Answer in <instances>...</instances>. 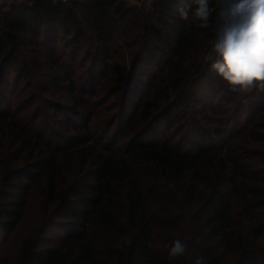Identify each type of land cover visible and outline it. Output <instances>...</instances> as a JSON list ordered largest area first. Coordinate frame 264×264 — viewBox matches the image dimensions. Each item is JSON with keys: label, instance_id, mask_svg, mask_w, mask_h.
Instances as JSON below:
<instances>
[{"label": "trees", "instance_id": "obj_1", "mask_svg": "<svg viewBox=\"0 0 264 264\" xmlns=\"http://www.w3.org/2000/svg\"><path fill=\"white\" fill-rule=\"evenodd\" d=\"M209 6L214 11L206 28L192 19L194 0H155L147 16L118 0H26L23 7L13 4L0 16L1 79L9 70L21 72V37L32 36L35 44L41 41L54 47L73 31L80 39L82 12L103 45L108 32L122 25L140 28L147 41L137 60V81L127 89V125L130 130L141 127L136 148H101L88 137L72 150H55L42 140L33 141L25 128L19 130L18 142L45 161L41 176L48 200L58 201V220L42 229V235L52 228L61 235L49 240L47 247L41 236L33 253L24 248L28 242L11 244L10 235L23 220L35 182L30 178L28 184L21 179L9 182L10 194H0V264H195L197 258H202V264H223L221 250L237 256L232 264H264L257 246L264 234V175L256 169L264 152L233 143L226 150L224 144L216 148L215 138L205 130L197 131L193 147L184 150L174 146V138L163 130L177 122V111L185 101H196L207 120L208 108L214 115L221 113L215 95L223 78L211 67L218 57L208 60L207 55L221 26L218 12L224 4L210 0ZM180 8H187L188 20L181 19ZM67 47L73 50L71 44ZM82 47L78 43L74 51ZM143 76L153 93H139L135 83ZM235 102L231 99L228 105ZM236 107L238 127L246 115L245 131L238 129L239 135L246 137V144L248 138L260 139L253 131L264 130V90L254 86ZM207 123L211 127L217 122ZM76 164L81 165L83 176L69 184L67 173ZM187 228L197 245L193 252L171 258V237ZM160 235L166 236L163 245L156 240Z\"/></svg>", "mask_w": 264, "mask_h": 264}, {"label": "rangeland", "instance_id": "obj_2", "mask_svg": "<svg viewBox=\"0 0 264 264\" xmlns=\"http://www.w3.org/2000/svg\"><path fill=\"white\" fill-rule=\"evenodd\" d=\"M118 1L124 2L129 8H136L144 16L151 13L148 4H140L134 0ZM13 4L23 7L26 0H17ZM12 5L8 6L4 13L8 12ZM78 20L82 37L76 39L73 31L55 47L41 41L35 44L32 36L21 37L18 42L21 72L18 74L9 70L2 79L0 77V194H10L8 183H15L17 179H21L25 184L30 182L29 178L35 182L23 220L10 235L11 244L30 243L24 248L29 247L31 253L34 252L33 246L41 236L43 242L45 241L44 247H47L49 244L46 243H50L49 240L53 242L61 235V231L52 228L45 237L42 235V229L46 230L49 224L58 220V201L48 200V189L41 176L45 161L37 153L31 154V147L18 142L19 130L25 128L31 133L33 141L42 140L44 145L55 150H72L88 137L93 138L101 148L114 147L116 150H131L139 143L138 133L141 127L130 130L127 125L128 112L130 113L127 89L137 81V60L143 56L146 35L140 28L122 25L118 31L108 32L110 36L103 45L83 12L78 15ZM78 43L83 47L75 52L74 46ZM68 44L72 45V51L67 47ZM210 56H216L213 50L207 55L208 60ZM141 70L146 74L145 67ZM147 78L143 76L140 82L135 83L140 87L141 95L148 90L154 92L150 90L151 84ZM216 88L218 93L215 96L222 106L221 113L214 115L208 108L206 114L208 120H216L217 123L210 127L196 101H185L177 111V122L174 121L163 128L166 134L174 138V146L190 150L196 142L197 131L205 130L215 138L216 148L224 144L226 150L228 144L233 143L245 150L264 152V130L255 129L253 132H256L260 139L248 138L246 144V137L239 135L238 131L240 128L245 131L246 115L243 116V123L239 127L234 122L237 103L242 101V97L251 92L253 87L242 91L237 86L233 90L223 79ZM231 99H236V102L228 105ZM243 104H247V101H243ZM151 108L154 116L157 110L154 105ZM151 124L153 125L154 121H151ZM86 128L88 132L85 133ZM251 128L252 126L248 127L249 130ZM41 150L46 152L45 147ZM258 162L260 165L256 169L264 175V160ZM82 176L81 165L78 164L73 171L67 173L69 184ZM63 192L64 189L60 193L61 198L64 196ZM192 233L187 228L172 236L171 240L191 243V246H185L186 250L193 252V245H197V240ZM156 240L159 245H163L166 236L160 235ZM257 246L260 250V260L264 261V234L259 238ZM220 255L223 264H232L237 260L236 255L225 254L222 250Z\"/></svg>", "mask_w": 264, "mask_h": 264}, {"label": "clouds", "instance_id": "obj_3", "mask_svg": "<svg viewBox=\"0 0 264 264\" xmlns=\"http://www.w3.org/2000/svg\"><path fill=\"white\" fill-rule=\"evenodd\" d=\"M209 2L194 0L192 19L199 21L198 27H208L214 11ZM222 3L224 6L218 12L221 26L212 48L218 59L211 67L233 90L237 86L242 91L254 86L264 90V0H222ZM178 11L181 19H189L187 8ZM185 251L186 246L176 240L169 248V256L184 255ZM195 264H202V258H197Z\"/></svg>", "mask_w": 264, "mask_h": 264}, {"label": "built area", "instance_id": "obj_4", "mask_svg": "<svg viewBox=\"0 0 264 264\" xmlns=\"http://www.w3.org/2000/svg\"><path fill=\"white\" fill-rule=\"evenodd\" d=\"M17 0H0V16L4 13L5 9L15 3ZM53 2L67 3V0H52ZM140 4H148L150 8L155 0H134Z\"/></svg>", "mask_w": 264, "mask_h": 264}]
</instances>
